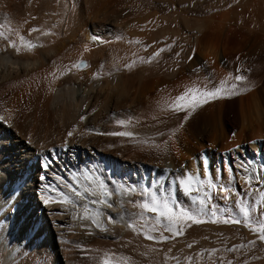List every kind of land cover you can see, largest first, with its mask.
Returning <instances> with one entry per match:
<instances>
[{"label": "bare ground", "instance_id": "1", "mask_svg": "<svg viewBox=\"0 0 264 264\" xmlns=\"http://www.w3.org/2000/svg\"><path fill=\"white\" fill-rule=\"evenodd\" d=\"M190 4L0 0V264H43L47 243L56 263L72 264L65 244L75 238L87 264H234L227 253L243 250L253 255L246 264H264L263 194L246 219L244 184L217 158L264 137V85H235L249 43L226 25L230 11L212 27L209 7ZM237 103L243 120L230 136ZM116 112L149 122L135 129L158 135L148 160L166 169L100 157L90 131ZM165 203L204 222L183 219L173 234L159 215Z\"/></svg>", "mask_w": 264, "mask_h": 264}, {"label": "rangeland", "instance_id": "2", "mask_svg": "<svg viewBox=\"0 0 264 264\" xmlns=\"http://www.w3.org/2000/svg\"><path fill=\"white\" fill-rule=\"evenodd\" d=\"M182 1L187 2V4L191 3L190 6L194 8H200L203 6L205 8L209 7L206 9H210L209 14H210V18L212 19V21H210L211 20L210 18H206V19L208 23H213L212 27L214 26V24H217L218 22H220V16L222 15L223 12L230 11L229 16L231 19L228 16L229 22L227 23L224 22V23H226V25L230 23L229 25L231 27L233 25L234 28H238L241 31H243V33L248 37V43H249L248 45H250V46L247 45L246 47L247 49H245L243 55L241 56L242 58L240 60L241 63L239 64L240 67L238 69L237 76L233 77V79L236 81V83L235 81L234 83L237 87H238L237 84L239 85L241 84L240 86L244 85L245 87H248V88L249 87L258 88V87L263 86L264 85V31L262 30H264V19H263L264 18V0H232L229 3H225V5L223 6L221 5L223 0H219V1L216 0L217 2L215 3L214 7H211V5L207 3L208 0H190V1L182 0ZM233 20L238 21V22L235 23ZM230 21L231 22L233 21V24ZM249 29H250V32H248ZM30 35L31 34L21 39V43L19 47L21 51H24L22 48V45L24 44L26 40H29ZM181 35L182 33L180 34V37ZM182 42L184 41H181V42L179 41V43H181L180 45L184 44ZM180 45H179L178 53L181 55L182 52L185 51L184 50L185 46L182 45L183 46L182 48V46ZM79 60L76 66L78 65L80 61L83 60L85 61V66L82 68H86L87 58H82L80 61ZM237 77H241V79H237ZM230 98L228 99L232 100V98L231 99ZM237 106L238 108H236V111H237V116H238L237 121H238L239 126H237L236 131L231 132L230 133L231 135L229 134L230 136H233V134L238 133V131L240 130V124L243 120V118H241L242 113H241V108H240L239 103H237L236 107ZM110 117L111 116H108V117L104 116L103 119L101 118L97 122V127H95L94 129L92 128L89 129V131L92 129V131L90 132L97 133V135L96 134L95 135L93 134V135L98 139L97 141L98 146H95V147L97 149L103 150V151L101 150L98 152L100 153V157L105 158L109 154L108 156L111 157L112 160H114L115 158H118L119 159L118 161L120 163H122L123 160L125 159L127 160L129 159V162L136 161L135 159H137V161H142L143 163H145L146 165L144 167H146V169L149 170L150 169L149 166L151 165L149 163L151 162L148 160V154L151 152V150L155 149L156 146L158 145L157 143L158 135L157 134L153 135L152 131L141 132V131H136L135 129V128H140L143 125L144 126L150 125L149 122L142 123L140 121L138 122L135 119L133 120L131 117H128V118L121 117L119 116V114H117V112L115 113V115L113 113L112 117L111 118ZM100 120L101 121L103 120V121L100 122ZM114 132H126V133H131V135L119 136V135L110 134ZM259 138L260 139L257 141L258 145L256 147L255 146L253 147L250 144L255 139L242 141L241 149L239 148L235 151L228 150V149H224V150L220 149L221 151L219 150V154L217 157L219 158L218 162L220 163L225 161V159L227 158L229 166L236 170L237 175L235 173V177H238L240 185L244 184V186L242 187V194H241V201H242L241 207L243 209L247 208L248 211H251V210L258 211L259 207L261 206L259 202L262 200L261 198L264 197V184H263V180L261 181V177H264V137H259ZM99 140L101 141V143ZM207 148L208 147H205L202 149L203 151L205 150L207 152L208 151ZM261 163H262V166L260 165ZM151 166H154L151 169L155 168V169H158V171H160L163 168L164 169L167 168V167L165 168L166 165L160 166L159 164H154ZM258 188H261L262 190ZM260 194L261 195L263 194L262 195L263 197H260ZM33 209H35V207ZM243 236H244L243 238L244 240L246 236L245 235ZM41 240L42 242H40V244L38 245L39 246L42 245L44 247L47 241L45 239L44 240L46 242L43 239ZM45 247H44V251L42 255L40 256V258L43 260L42 261L43 264H61L62 263L61 260L58 261L57 263L55 262L56 256H53V254H51L52 247H49L48 243L46 244ZM65 247L69 249V251L67 249L68 254L71 253L67 257L69 258L67 259L69 263L72 262V264H87L88 260L90 259V256L86 254L87 253L85 251L86 249L82 246V244L76 238L71 239L69 242H66ZM237 247H238V244L234 246V249H237ZM31 254L33 253H30L29 255ZM229 254H230V257L233 258L232 262L234 264H246L247 262H251L253 260V257H252L253 255L249 252V250H246V251L243 250V252L241 253V257L239 258L234 256L233 251H229L227 255ZM51 260H54V261H51ZM211 264H213V262H211ZM214 264H217V263L214 262ZM224 264H230V262L226 261Z\"/></svg>", "mask_w": 264, "mask_h": 264}, {"label": "snow or ice", "instance_id": "3", "mask_svg": "<svg viewBox=\"0 0 264 264\" xmlns=\"http://www.w3.org/2000/svg\"><path fill=\"white\" fill-rule=\"evenodd\" d=\"M237 79H241V77H237ZM202 96H204V97H216L217 93L216 92H207L206 91V92L202 93ZM180 99L182 100L183 97H181ZM193 99L195 100V97ZM204 102H207V100L205 99ZM110 134L111 135H119V136L131 135V133H126V132H114V133H110ZM69 135H71V133H69ZM50 164H51V161H49L44 166L45 167H49ZM76 194L79 195L78 190L76 191ZM63 196H64V200L63 201H58V202H67V200L69 199L67 197V194H63ZM225 198H227V197H225ZM46 202H48V201H46ZM143 207L145 209H148V210L152 211V212L159 211V209L157 207L149 208L148 204H144ZM163 207L166 209V211H160L159 215L167 218L168 225H166L165 227L167 228L168 231L173 232V234H179L177 232V229H176L175 226L177 224H179L183 219L191 220V221L196 222V223L204 222L203 220L197 219L195 215H190V213L188 211H182L180 213V215L178 216L173 211V209L168 206L167 203H165L163 205ZM198 212L199 213H203L204 212V208L201 207L200 209H198ZM213 215H215V212H213ZM244 216H245L246 219L249 218V211H248L247 208L244 209ZM213 222H215V221H213ZM224 222L225 223H229V222L236 223L238 221H235V220L229 221V220L226 219ZM255 223H257L259 225V232L261 234L260 235V239L264 240V211L261 212L260 217L255 220ZM179 232H182V229H179ZM148 238H151V237H148ZM105 264H110V262L109 261H105Z\"/></svg>", "mask_w": 264, "mask_h": 264}, {"label": "water", "instance_id": "4", "mask_svg": "<svg viewBox=\"0 0 264 264\" xmlns=\"http://www.w3.org/2000/svg\"><path fill=\"white\" fill-rule=\"evenodd\" d=\"M78 68H82V67H84L85 66V61H80L79 63H78Z\"/></svg>", "mask_w": 264, "mask_h": 264}]
</instances>
